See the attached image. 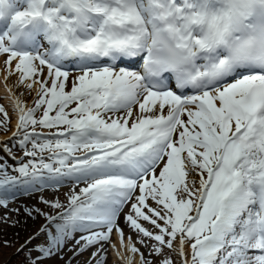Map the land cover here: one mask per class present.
Segmentation results:
<instances>
[{
    "label": "snow or ice",
    "instance_id": "6c2138e0",
    "mask_svg": "<svg viewBox=\"0 0 264 264\" xmlns=\"http://www.w3.org/2000/svg\"><path fill=\"white\" fill-rule=\"evenodd\" d=\"M0 57L36 97L5 84L34 159L0 164V189L76 181L66 204L42 200L55 215L26 209L46 220L28 264L64 260L69 240L64 264L97 245L88 264H105L114 231L126 264H264V0H0ZM37 126L55 131L40 143ZM129 203L147 255L124 244Z\"/></svg>",
    "mask_w": 264,
    "mask_h": 264
},
{
    "label": "rangeland",
    "instance_id": "374dc122",
    "mask_svg": "<svg viewBox=\"0 0 264 264\" xmlns=\"http://www.w3.org/2000/svg\"><path fill=\"white\" fill-rule=\"evenodd\" d=\"M4 59H5L4 57H0V78H1L2 73H5L7 75V72H6L5 66H4ZM14 66H15V61L13 62V69H14ZM72 75H75V73H72ZM17 77H18V74H14V75L8 76V79H10V82H12L11 84H14V81L17 79ZM21 92H24L26 94L23 96H20ZM15 93L18 96H20V99L24 102L26 107H28V108L33 107L34 101L36 99L35 90H33L31 93H28L27 90L22 88V87L21 88L15 87ZM0 106H3L5 108V110L8 112V115L10 117L9 122L7 124L8 129H6L7 126H6V128L0 127V133H2L4 130L6 131V133H5L6 135L5 134L0 135V138L3 139L0 142V152L7 154L9 157L14 158V159L22 158L21 155L17 157L16 155L12 154L10 147H8L12 144L13 137L17 136V135H13L17 131V128L12 133V130H13L12 125H13L15 120H18V118L15 117L17 114L15 111H13V107H11V105L6 103L5 99L2 98L1 96H0ZM134 111H136V109ZM0 120H3L2 114H0ZM36 131H37V129H36ZM52 131H55V130H52ZM7 133H9V134H7ZM11 135H13V136H11ZM3 136H6V137L3 138ZM18 137H19V139L23 138V132H21L20 135H18ZM39 142L43 143L44 141H39ZM28 144H29V146H28V149L26 147V150L32 151V142L30 141ZM29 160H31V158L29 156L25 155V156H23L21 161L22 162L26 161L25 162V164H26L29 162ZM56 166H58V165H54V167H56ZM13 175L17 176L18 174L14 172ZM41 176H42V179L34 185H25V184L19 185V187L27 186L26 193H21V190H17V189H15V187H10L7 192H5L3 189H0V196H2L4 199H6L8 201V206L6 208L3 206H0V230H7L8 223L12 220L13 216L16 214V211H19L21 208L41 209L44 211V213H49V214L55 215L57 210L50 208L49 205L43 203L42 200H46V201H50V202L58 200L62 204L67 203V196L70 193V191L76 185L75 179L74 178L71 179L70 177H63V178H61L60 185L53 186L54 180L56 178L55 173H48L46 170H41ZM49 177H52V179H49ZM79 186L84 187L85 185L83 183H81ZM149 203L152 204L153 206H155L154 202L149 201ZM129 210H130V206L127 208L126 213L121 214L123 216V218L129 212ZM43 219H44V216H42V218H40L38 221V224L41 223L40 226L37 229L34 228V230L32 231V233L30 234L29 237H32L38 233L43 222H45V220H43ZM120 220L122 221V219H120ZM143 223H144L145 227H148L149 229L152 228V226L147 224V222H143ZM120 224H121L120 227L122 228V225L126 224V223L122 221V222H120ZM122 229H123L124 234H125L124 243L128 240L129 237H131L135 246L138 249H140L141 252H144L145 255H147L148 249L145 248V246L143 244L137 243V241L139 239H141V237L137 233L132 231L129 227H126V229L125 228H122ZM96 230H99V229H96ZM127 230H129V231H127ZM75 235H76V238L78 239L81 234L76 233ZM114 239H115V237H114ZM111 240H112V236H111ZM145 240L149 245L154 243L152 241H147V238H145ZM38 241L39 242H45V238H44L43 234H41L38 237ZM114 242H115V240L112 242H101L103 244V249L101 250L100 255L106 257L105 264H117L114 262V259L112 256L113 254H112V251L110 250V245ZM22 245H25V243ZM73 247H74V241L69 240L67 242V245H66L67 251H66V254L64 256V260H67L69 257H71L73 255V253L71 251V249H73ZM98 247H99V245L94 246L93 248H90L87 251H85L84 253H82L81 255L74 257L73 258V264H88V262L90 261L91 254L94 251H96V248H98ZM174 259L176 260L177 264H179L178 257L174 256ZM64 260H58V259L57 260H49V261H46L45 264H62V262ZM91 264H95V261H91Z\"/></svg>",
    "mask_w": 264,
    "mask_h": 264
},
{
    "label": "trees",
    "instance_id": "16d2710c",
    "mask_svg": "<svg viewBox=\"0 0 264 264\" xmlns=\"http://www.w3.org/2000/svg\"><path fill=\"white\" fill-rule=\"evenodd\" d=\"M39 115L40 113H37V116ZM37 128L42 129L39 126ZM6 129H8V126ZM28 131L30 132L31 128ZM2 133H6V131L4 130ZM15 146L21 147V151L20 149L17 151L14 148ZM10 148H13V152L16 154L24 153L25 144L23 143V138L15 142ZM0 164L4 167L9 165V162L1 154ZM26 209L36 210L34 208H21L19 211H16L13 220L8 223L7 230H0V264H28L29 252L32 245H29L27 250H21V246L29 239L34 228L40 225L38 221L43 215L34 211L33 215L29 216ZM39 210L40 212H44L41 209ZM43 220H45V217ZM62 264H64V261Z\"/></svg>",
    "mask_w": 264,
    "mask_h": 264
},
{
    "label": "bare ground",
    "instance_id": "6f19581e",
    "mask_svg": "<svg viewBox=\"0 0 264 264\" xmlns=\"http://www.w3.org/2000/svg\"><path fill=\"white\" fill-rule=\"evenodd\" d=\"M5 76H6V74L2 73L1 78H0V96L2 98H4L5 102L8 103L9 105H11V107H12L11 100L8 99L9 92H8L7 88L5 87V84L7 83V85L9 87H12L13 92H15V87L13 85L16 84L17 79L16 80L14 79L15 80L14 84H11L12 82H10V79L7 78V81H5ZM15 117L18 118L17 115ZM16 124H17V120H15L13 125H12L13 126L12 133L16 130ZM5 137L6 136H3V138H5ZM2 140L3 139L0 138V142ZM119 221L120 220H118L117 223ZM119 225H121V224H119ZM125 225L127 226V224H125ZM122 227H123V225H122ZM124 244L127 245L128 244V240ZM112 245H115V248H113ZM110 250L112 251V254H113L112 256H113L114 262L117 263V264H126L127 258L132 255V253L127 251L126 247L125 248H121L120 241H119V236L117 234H115V242L110 245ZM117 252H119L121 255L118 256ZM133 264H139V255L135 256V258L133 260Z\"/></svg>",
    "mask_w": 264,
    "mask_h": 264
}]
</instances>
